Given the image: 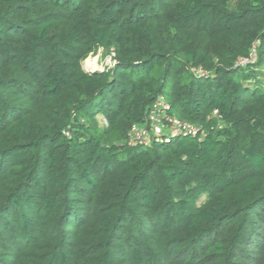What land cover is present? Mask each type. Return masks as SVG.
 <instances>
[{"label": "trees", "instance_id": "1", "mask_svg": "<svg viewBox=\"0 0 264 264\" xmlns=\"http://www.w3.org/2000/svg\"><path fill=\"white\" fill-rule=\"evenodd\" d=\"M0 264H264V0H0Z\"/></svg>", "mask_w": 264, "mask_h": 264}, {"label": "built area", "instance_id": "2", "mask_svg": "<svg viewBox=\"0 0 264 264\" xmlns=\"http://www.w3.org/2000/svg\"><path fill=\"white\" fill-rule=\"evenodd\" d=\"M251 60H239V65L250 63ZM197 77H203L206 72L203 69L192 71ZM169 103L162 97L158 98L152 111L147 117L145 127L134 125L129 133V143L133 145H147L152 139L161 140L166 135L173 137L178 135H196L197 129L187 123H183L168 115ZM168 141V140H167Z\"/></svg>", "mask_w": 264, "mask_h": 264}, {"label": "rangeland", "instance_id": "3", "mask_svg": "<svg viewBox=\"0 0 264 264\" xmlns=\"http://www.w3.org/2000/svg\"><path fill=\"white\" fill-rule=\"evenodd\" d=\"M94 62H96L98 65L101 66V70H99V71H103L106 68L112 67L114 65L113 57L110 55H107L102 50L98 51L94 55H90L86 60H84L82 63L83 69L86 72H93V70L90 68V66ZM98 120H99L100 125L105 126V121H104L103 117L99 116Z\"/></svg>", "mask_w": 264, "mask_h": 264}, {"label": "bare ground", "instance_id": "4", "mask_svg": "<svg viewBox=\"0 0 264 264\" xmlns=\"http://www.w3.org/2000/svg\"><path fill=\"white\" fill-rule=\"evenodd\" d=\"M87 66H88V65H87ZM90 68H91L93 71H99V70H101V66L98 65L96 62H94V63L90 66Z\"/></svg>", "mask_w": 264, "mask_h": 264}]
</instances>
